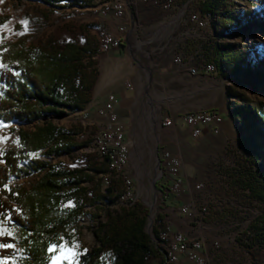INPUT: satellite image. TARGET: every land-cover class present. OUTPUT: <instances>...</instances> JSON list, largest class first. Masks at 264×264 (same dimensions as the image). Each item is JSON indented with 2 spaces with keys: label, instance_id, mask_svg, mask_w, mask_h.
Instances as JSON below:
<instances>
[{
  "label": "rangeland",
  "instance_id": "obj_1",
  "mask_svg": "<svg viewBox=\"0 0 264 264\" xmlns=\"http://www.w3.org/2000/svg\"><path fill=\"white\" fill-rule=\"evenodd\" d=\"M107 1L81 0L74 5L69 0L62 7H52L29 0H0V43L17 42L49 52L61 51L69 45L78 47L75 58L64 62L68 76L61 88L68 101L83 105L90 100L97 76L92 55L100 50L97 42L100 30L95 17L101 15L100 8ZM202 1L173 0L174 10L168 13L144 0H133L123 8L122 21L128 22L125 25L128 43L138 52L133 55L137 64H132L142 74L138 98L133 103L130 145L133 149L135 144L142 143L147 151L154 149L151 115L156 113L158 126L161 116H178L184 111L218 109L219 113H225L230 119L226 128L221 124L218 132L213 133L209 127L214 137L203 142L197 139L187 152V161L181 157L190 187V195L182 200L190 202L192 214L171 220L180 230L203 239L207 264H264V200L257 199L256 192L261 179L246 148L250 144L264 150V0H230L228 9L238 13L239 23L228 25L222 32H215L210 14L203 26L191 21L193 14L202 18L204 13L199 10ZM25 20L26 27L22 23ZM218 43L232 45L235 51L246 54V62L238 74H231V70L221 73L220 65L215 63L216 73L199 70L192 75L185 65H177L174 60L176 56L184 60L193 56V65L197 67L215 62ZM166 63L171 69L159 71ZM176 67L183 75L198 77L200 81L194 85L203 88L177 83ZM244 103L257 110L254 128L237 126L239 114L234 105ZM65 111L67 115L62 118L48 115L46 120L61 129L64 133L61 139L73 145L71 152L59 156L36 154L61 171H79L74 177L80 183L63 197L62 206L76 207V215L61 227L58 242L52 244H78L79 264H120L125 255L131 257L133 264H162L148 227L149 218L151 221L158 218L162 211L161 197L152 185L159 176L157 161L152 164L154 155L144 169L128 165L126 172L117 175L109 170L107 159L97 152L103 128L99 118L78 113L79 110ZM44 122L45 119L32 124L0 120V138H3L0 153L18 147L19 129L32 131ZM102 160H106L105 166ZM125 173L132 182L129 197ZM38 178L39 174L28 170L20 178H12L8 186L28 189ZM198 182L203 183L200 190L193 188ZM107 187L110 192L106 191ZM0 197L6 200L1 190ZM69 203L72 206H67ZM203 207L208 214L202 213ZM138 220L144 221L143 232L150 238L145 239V247L124 236ZM5 226L14 238L17 229L11 221ZM214 241L217 248L212 245ZM7 256L9 261L17 263L18 250ZM182 260L183 255H178V261Z\"/></svg>",
  "mask_w": 264,
  "mask_h": 264
},
{
  "label": "trees",
  "instance_id": "obj_2",
  "mask_svg": "<svg viewBox=\"0 0 264 264\" xmlns=\"http://www.w3.org/2000/svg\"><path fill=\"white\" fill-rule=\"evenodd\" d=\"M29 1L62 7L69 0ZM71 1L76 5L81 0ZM229 6L230 0H203L199 10L211 15L215 32H222L228 25L239 23L238 13L228 9ZM216 45L215 63L220 65L219 72L231 70V74H238L246 62V54L235 51L232 45L226 43ZM77 52L78 47L74 45L49 52L40 47H24L17 42L0 43V120L32 124L45 119L42 126L32 131L19 129L18 147L0 153V190L6 197V200L0 197V214H3L0 220L10 215L11 225L17 229L14 238L0 236V243L14 245L13 248H0V259L8 258L7 255L16 249L19 253L17 263L9 261V264H48V247L58 242L61 235L58 231L77 212L76 207L69 209L62 206L63 197L72 186L80 183V179L74 177L79 171H61L36 155L59 156L73 149L72 144L61 139L64 136L61 129L46 119L48 115L62 118L67 115L66 109H82L83 105L68 101L61 88L68 76L64 62L73 60ZM234 109L239 114L236 119L238 127L254 128L255 108L244 103L234 105ZM246 148L254 158L255 172L261 179L256 189L257 199L264 200V150L250 144ZM105 161L102 160L104 166ZM28 170L39 174V178L28 189L8 186L12 178L18 179ZM106 191L110 192V187ZM143 227L144 221L138 220L124 236L134 239L137 246L145 247V239L150 238L143 232ZM63 236L68 238L67 234ZM121 260L120 264H133L129 255L122 256Z\"/></svg>",
  "mask_w": 264,
  "mask_h": 264
},
{
  "label": "built area",
  "instance_id": "obj_3",
  "mask_svg": "<svg viewBox=\"0 0 264 264\" xmlns=\"http://www.w3.org/2000/svg\"><path fill=\"white\" fill-rule=\"evenodd\" d=\"M147 3L158 5L163 11H173V0H144ZM133 0H120L119 8H112V0L103 3L100 13L104 16H110L117 20V30L121 34L126 33L125 22L122 21V8L128 7ZM207 19V13L202 18L199 15H191V21L199 26H203ZM104 38L103 52H109L122 46V37L113 36L111 33L101 30ZM193 56L184 60L180 56L174 58L177 65H185L186 69L192 75L198 74L199 70L206 73H216L215 62L204 63L201 67L193 65ZM116 99L113 94H109L104 104L97 109V113L106 118L99 138H106V153H111L112 162L110 170L113 171L114 165H121V169L127 170L130 145L125 138L124 126L119 120L116 108ZM181 121L188 129L189 134L194 139H199L202 128L209 126L213 133H217L223 118L215 110L198 109L193 111H184L178 116H167L161 120L163 127H172L175 121ZM99 147V146H98ZM157 192L161 197V212L158 218L152 219L149 229L152 230V236L156 240L162 264H207L206 248L202 238L195 236L192 232H184L177 228L171 220L173 217L189 216L192 214L190 202L185 203L183 197L190 195V187L186 183L184 176V163L181 157L171 154L167 150H162L158 156ZM127 179L128 191L127 197L132 195V182L125 173ZM193 188L200 190L203 183L198 182ZM190 198V197H189ZM191 199V198H190ZM192 200V199H191ZM206 207H203L202 213L208 214ZM172 216V217H171ZM213 247L217 248V241L213 242ZM178 255H183V260L178 261Z\"/></svg>",
  "mask_w": 264,
  "mask_h": 264
},
{
  "label": "crops",
  "instance_id": "obj_4",
  "mask_svg": "<svg viewBox=\"0 0 264 264\" xmlns=\"http://www.w3.org/2000/svg\"><path fill=\"white\" fill-rule=\"evenodd\" d=\"M95 21L100 31L105 30L111 33L113 36L122 37L123 41L120 48L109 52H103V48H101L98 44L100 50L98 49L92 55V59L95 61V66L97 69V76L91 87V97L87 103L83 104L85 107L77 112L83 113L84 115L87 113L94 114L99 118L98 123L104 124L106 122V118L99 115L97 113V109L104 104L109 94H113L116 99L115 108L119 120L124 126L125 138L130 145L131 122L132 114L134 112L133 103L138 98V85L142 78L140 71H138L132 64L133 62L137 64L133 55L137 54L138 52L132 49L128 43V29L126 30L125 34H121L117 30V25L119 23L117 20L112 19L110 16H104L101 14L95 17ZM127 23L128 22L125 20V25ZM129 26H133V21L131 18L129 19ZM161 68L162 69H159V71L163 72L171 69L169 68L168 63L162 65ZM175 72L177 83L183 84L186 82L187 85H191L193 89L203 88L196 87L194 85V83L200 81L197 79L198 77L183 75L182 70H180L179 67H176ZM205 76L208 77L210 75L205 74ZM217 111L219 112L218 109ZM220 114L223 118L222 127L225 129L230 119L225 113L222 112ZM157 118H159L157 113L153 116L151 115V122L153 123V136L155 140L154 149L147 151L146 147L143 146L142 143L139 145L135 144L133 149L130 145L128 165L131 167L144 169L147 167L146 165L150 162V159L153 155L154 159L152 158V164H154L157 161L158 156H160L162 150H167L171 154L182 157L187 161V152L190 150V148H193L194 143H197L198 140L190 136L189 129L181 121H175V125L172 127H161V125H157ZM162 118L163 116L160 118V124ZM213 137L214 134H212L210 131L209 126L202 128L199 138L201 140L200 142L208 141Z\"/></svg>",
  "mask_w": 264,
  "mask_h": 264
},
{
  "label": "snow or ice",
  "instance_id": "obj_5",
  "mask_svg": "<svg viewBox=\"0 0 264 264\" xmlns=\"http://www.w3.org/2000/svg\"><path fill=\"white\" fill-rule=\"evenodd\" d=\"M22 23L26 27L28 22L25 20L22 21ZM0 140H3V138H0ZM67 206L70 207L72 205L71 203H69V205ZM10 220H11L10 215L0 220V236L13 235V232L9 231L5 226L6 222ZM13 247L14 245L12 244L0 243V248H13ZM78 248L79 245L74 242L71 245H69L68 242H64L60 244H51L47 249L48 253L50 254L48 259V264H64L65 261H67V264H79L78 257L81 253L77 251ZM0 264H9V258L5 257L3 259H0Z\"/></svg>",
  "mask_w": 264,
  "mask_h": 264
},
{
  "label": "bare ground",
  "instance_id": "obj_6",
  "mask_svg": "<svg viewBox=\"0 0 264 264\" xmlns=\"http://www.w3.org/2000/svg\"><path fill=\"white\" fill-rule=\"evenodd\" d=\"M119 7H120V1L119 0H112V8H119ZM122 13H123V8H122ZM98 44L101 48L104 47V38L101 35V31H99ZM97 152L101 158H103V159L108 158L107 165H108V168L110 170L111 162H112V155H111V153H106V138H102L98 141ZM110 171H112V170H110ZM122 171H123V169H121V165H114L113 166V171H112L113 173L119 175Z\"/></svg>",
  "mask_w": 264,
  "mask_h": 264
},
{
  "label": "water",
  "instance_id": "obj_7",
  "mask_svg": "<svg viewBox=\"0 0 264 264\" xmlns=\"http://www.w3.org/2000/svg\"><path fill=\"white\" fill-rule=\"evenodd\" d=\"M156 167L159 169L158 167V158H157V163H156ZM157 180V177L153 180L152 182V185H153V188L156 189V186H155V182ZM150 223H151V217L149 218V223H148V227H150Z\"/></svg>",
  "mask_w": 264,
  "mask_h": 264
}]
</instances>
